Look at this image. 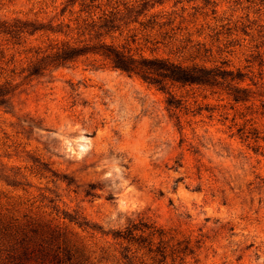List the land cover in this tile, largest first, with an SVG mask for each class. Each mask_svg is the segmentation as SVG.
Returning a JSON list of instances; mask_svg holds the SVG:
<instances>
[{
	"label": "rangeland",
	"instance_id": "obj_1",
	"mask_svg": "<svg viewBox=\"0 0 264 264\" xmlns=\"http://www.w3.org/2000/svg\"><path fill=\"white\" fill-rule=\"evenodd\" d=\"M41 5L0 0V19L42 15ZM161 9L176 38L209 47L208 65L240 69L264 95V0H163L150 11ZM177 43L143 49L190 61ZM17 80L0 104V212L66 223L69 213L104 230L147 218L190 241L191 264H264V140L238 131L257 115L263 134L259 100L250 114L220 89L159 88L89 59Z\"/></svg>",
	"mask_w": 264,
	"mask_h": 264
},
{
	"label": "trees",
	"instance_id": "obj_2",
	"mask_svg": "<svg viewBox=\"0 0 264 264\" xmlns=\"http://www.w3.org/2000/svg\"><path fill=\"white\" fill-rule=\"evenodd\" d=\"M39 1L42 15L0 19V104L13 96L17 79L46 75L61 65L89 59L138 75L159 88L180 83L208 86L214 92L220 89L235 103L249 102L250 114L257 112L259 100L264 115V95L241 84L240 69L225 61L208 65L203 56L209 47L204 42L188 45L189 37L181 40L170 32L174 17L163 9L150 11L163 0ZM138 32L143 43L139 46ZM176 41L179 52H189L190 61L146 54L143 49L147 46L153 52L160 44ZM257 119V115L245 118L238 127L240 137L264 140ZM66 214L68 223L0 212V264H191L188 258L194 256L189 240L176 238L147 218L104 230ZM69 223L81 227L87 237L73 231Z\"/></svg>",
	"mask_w": 264,
	"mask_h": 264
}]
</instances>
